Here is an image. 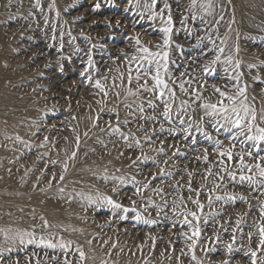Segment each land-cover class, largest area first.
I'll list each match as a JSON object with an SVG mask.
<instances>
[{
    "label": "rangeland",
    "instance_id": "obj_1",
    "mask_svg": "<svg viewBox=\"0 0 264 264\" xmlns=\"http://www.w3.org/2000/svg\"><path fill=\"white\" fill-rule=\"evenodd\" d=\"M97 2L101 5L99 9L95 8ZM189 2L179 0L178 7L177 0H169L175 23L170 60H175L176 65L180 66L177 69L170 64L172 73L178 77L180 72L187 71L185 79L204 78L208 84L223 88L227 83L231 87L233 81L228 77L235 75V72L232 66L222 62L224 56L221 62L212 66L215 68L213 75L205 76L203 70V66L215 57V52L210 51L213 45L209 36L220 46V38L227 33L228 46L224 55L231 53L235 59L242 61L239 69L243 73L241 84L249 85V102L254 103L259 111L264 107V83L254 81L253 77L259 75L264 78V66H261V61H264V41L261 40L264 37V0H231L230 3L229 0H216L214 16H205L208 25L201 24L199 17L196 21L189 18L184 27L190 31V35L181 30L180 24L182 15H188L186 7ZM35 3L36 0H11V6H8L9 0H0V228H10L15 232L35 227L38 236L56 233L65 240L74 241V245L82 246L86 254L83 264H177L176 256L185 247V242L180 238L179 227L168 230L170 221L164 220L163 214L159 217L162 223L152 227L132 220V213H129L128 220L120 221L111 215L110 209L89 204L88 200L78 195H111L125 206L131 205V201L125 199V196H129L137 200L136 207L142 210L141 197L133 194L132 184L124 185L117 196L112 193V188L119 185L114 184L111 177L125 176L130 179L135 176L137 180H144L151 173H158L159 168H165L174 176L153 181L143 193V198L144 203L150 197L156 204H162L160 197L152 192V188L159 186L165 194H169L165 195V199L171 205L176 193L170 185L178 180L182 183L187 180L185 166L188 171L203 173L207 165L195 159L202 154L203 148L209 150V162L217 159L211 155L210 143L200 133L193 131L198 141L195 146L197 151L192 150L190 142H183L182 136H175L181 128L175 114L172 124L159 116L156 122L137 120L127 126L123 124L125 119H133L124 105L133 104L132 111H135V105L140 101L125 95L127 64L122 52L135 54V40L132 37L137 35L149 46L161 40V34L156 30L162 26L160 21L153 23L147 19L144 4L150 3V0H139V6L137 0H132L131 4L128 0H54L51 9L49 5L53 4V0H40L43 11L36 8ZM161 7L163 5L158 4L157 10ZM141 13L144 14L143 19ZM221 15L224 19L216 25L215 20ZM117 21L120 22L119 26ZM108 23L111 27L106 26ZM217 28L218 31H215ZM61 34L62 51L59 50ZM54 35L55 40L52 39ZM197 37L202 40L198 41ZM236 44L240 47L238 54L234 50ZM89 49L95 64V69L90 70L93 81L107 76L108 80L102 82L112 89L113 77H117L119 72L125 73V86L109 91L105 112H101L102 105L97 103L103 99V94H97L98 89L80 75L86 66ZM250 64L257 67L249 68ZM136 66L132 64L133 69ZM120 83L119 79L115 80V84ZM149 84H152L150 79ZM132 87L135 88V83ZM114 92L120 93L119 98ZM204 95L213 102L218 96L211 90ZM147 96V93L142 94V98ZM177 96V104L180 99H187L178 89ZM253 96L255 101H252ZM112 108L119 112L121 131L134 133V139L140 140V147L135 146L133 138L126 142L118 134H110L107 121L116 124L115 113L111 116L107 114V109ZM144 114L151 115L152 110L146 108ZM201 114L202 110L197 107L194 118L199 119ZM97 116L99 120H96ZM141 125L148 129L147 133L140 130ZM202 126L214 137L218 136L225 147L229 146L226 132L221 130L216 133L207 119ZM153 128L157 135L152 134ZM169 129L175 130L173 135H169ZM146 135L151 137L150 142L145 140ZM45 136L48 137L47 142L44 141ZM77 136L80 139L78 150ZM161 141L164 143L161 144ZM129 143L133 144L131 149L127 146ZM173 144L185 155L173 157ZM160 148L164 149L166 155L157 151ZM73 151L77 153L75 159L68 160ZM236 151H239V145ZM141 153L151 159L144 161L141 157V160L133 163ZM52 161L56 163L53 165ZM65 161L69 168L63 173L65 179L60 181L58 177L63 172ZM53 173L57 176L55 180L52 179ZM105 176L109 177L107 181L103 178ZM49 181L51 187L48 186ZM202 183V175L194 176L193 188H199ZM224 184L228 185L226 189ZM208 187L211 188V184ZM60 188L64 191L61 192ZM181 191L188 195L186 190ZM225 191L246 196L252 210L249 213V204L239 199L217 202L214 210L222 212L219 217L221 223L229 221L234 227L235 221L241 217L249 224L253 220L260 222L258 203L253 199L257 195L255 192L246 185L233 184L228 179H225L216 195H223ZM207 196L206 190L200 196L205 204V213L213 210L207 208ZM259 199L264 200V196ZM188 208L196 210L191 203ZM166 211L171 217L170 209ZM149 213L151 218H156L155 208L150 207L145 216ZM41 216L55 227L42 230ZM183 231H187V228ZM248 231L252 229L245 227L244 232ZM230 232L231 227L229 233L221 230L225 242H231ZM207 235L212 236L211 229ZM152 237L156 238L155 249L152 247ZM236 237L234 247L239 248V231ZM256 239L253 238L254 241ZM168 241H172L175 251L169 248ZM242 243L247 246V236L243 237ZM33 251H37L42 260L43 250L34 249L32 245L6 242L4 235L0 234V254L3 256L0 264H36V258L31 256ZM242 251L234 253L232 264H250ZM48 253L49 256L61 255L59 251L48 250ZM197 255L203 256V253L197 250ZM225 258L222 254L212 256L213 260ZM77 259L78 255L72 257L73 264ZM181 264H190V257L181 256ZM205 264H208L207 260Z\"/></svg>",
    "mask_w": 264,
    "mask_h": 264
},
{
    "label": "snow or ice",
    "instance_id": "obj_2",
    "mask_svg": "<svg viewBox=\"0 0 264 264\" xmlns=\"http://www.w3.org/2000/svg\"><path fill=\"white\" fill-rule=\"evenodd\" d=\"M132 0H128L131 4ZM231 0H229V3ZM162 4L163 7L157 10V5ZM11 6V0L9 5ZM43 11L40 0H36L34 5ZM137 6H139V0H137ZM177 6L179 7V0H177ZM54 7L53 4L49 5V8ZM100 3L95 4V8L99 9ZM144 8L147 10V19L155 23L159 20L161 27L156 29L161 34L160 42L153 43L151 46L145 44L139 37V35L132 37L135 40V54L129 55L123 53L124 60L127 64V82L125 86V73L119 72L117 77H113L112 89L125 86L126 97L131 96L138 99L140 102L135 105V111H132L133 104L126 103L124 106L130 110L129 115L133 117L132 120L125 119L123 121L124 126L129 123H136L137 120H142L145 123L156 122L159 117H162L164 121L169 124L173 123V116L175 114L176 120L181 125L179 133H175V136H182V140L185 143L190 142L193 146V151H197L195 147L198 144L196 137L193 135V131L200 133L206 141H208L212 147L211 155L217 157L214 162H209V150L203 148L202 154L195 157L197 161H202L207 165V168L203 173L188 171L185 166V175L187 180L185 182L175 181L170 187L176 193L171 205L168 204L165 199L163 189L159 186L152 188V192L159 196L162 204H156L150 197L147 202L144 203L143 193L149 189L153 181L162 180L165 178H172L174 173L167 171L165 168H159L158 173H151L150 176L145 177L144 180H137L135 176L130 179L125 176H112L111 180L114 184H118L119 187H113L112 193L119 196L121 194L122 187L129 183L134 188V195L141 197L142 210L136 207L137 200L131 199L129 196H125V199L131 201L130 206H125L120 200L113 199V196L106 194H97L96 196L85 195L79 193L82 199L88 200L89 204L98 205L111 210V215L116 217L120 221H126L129 219V213H132L131 219L143 223L147 226H158L162 223L159 219L163 214L164 220L170 221L169 231L173 228L179 227L181 229L180 238L185 242V247L180 249L179 255L176 256L177 264H181V256L190 257V264H205V260L208 264H232L235 259L234 253L242 251L244 257L250 260V264H264V200H260L259 197L264 196V107H261L259 111L255 107V104L249 102L247 83L241 84V77L243 73L239 71L242 61L235 59L230 53L225 54L227 48L228 36L227 33L223 38H220V46L216 45L215 40H209L213 45L210 51L215 52L213 60L209 61L208 65L203 66L205 76L213 75L215 68L213 65L221 62V57L224 56L223 63L225 65L232 66L235 75L228 77L230 81H233L231 87L226 83L223 88L215 84H208L204 78L192 77L185 79L188 76L187 71L180 72L179 76H175L171 69L170 64L175 65L179 69V65H176L175 60H170V51L173 47V32L175 23L172 15V4L169 0H150V3H145ZM216 8V0H190L186 7L188 12L187 16L182 15L180 20L181 30L190 31L184 27L189 18L192 21H196L199 17L201 24L208 25L209 21L205 19V16L213 17ZM128 11V9H125ZM203 13V15H201ZM60 15L59 12L56 13ZM141 18H144V14L141 13ZM224 17L221 15L219 19L215 20V24L219 25ZM119 26L120 22H116ZM107 27H111L108 23ZM230 27V26H229ZM55 31V29H53ZM218 31V28L215 29ZM61 34V42L59 50H63V39ZM56 39L55 35L52 37ZM198 41L202 38L197 37ZM264 41V37H261ZM93 47H95L93 45ZM179 48V45H176ZM155 49V50H153ZM235 53L240 52L239 44L234 46ZM137 66L133 69L132 64ZM261 66H264V61H261ZM249 68L257 67V65L250 64ZM95 69V64L89 49L86 66L80 73L81 76H85L91 86L98 89V93L103 94V99L98 100L97 103L102 105L101 112H105V105L107 104V98L109 96L108 86L102 81H107L108 77L104 76L101 79L93 81L92 72L90 70ZM227 71V69H225ZM135 73V75L133 74ZM120 80V85L115 84V80ZM149 79L152 84H149ZM143 80V83H141ZM254 81L264 83V78L257 75L253 77ZM135 83V88L132 85ZM177 89L179 92L187 97V99H180L179 104L177 100ZM211 90L213 94H218L217 99L213 102L209 97H206L204 93ZM147 93L146 98H142V94ZM114 95L119 98L120 93L114 92ZM252 101H255V96L252 97ZM135 103V102H134ZM197 107L202 110V114L199 115V119L194 118ZM147 109L152 110L151 115H145ZM162 109V110H161ZM191 110V111H190ZM115 113L116 124L113 125L112 121H107L110 134L121 136L126 142L130 139H134V133L129 131L125 134L121 131L119 112L115 109H107V114L111 116ZM187 117V120L185 119ZM100 117L97 116L96 120ZM211 124V127L216 133H220L221 130L228 134L229 146L225 147L224 142L217 137H214L210 132L202 126L205 120ZM95 127V122L93 123ZM161 132L164 131L163 123L160 124ZM104 131L103 128L100 129ZM140 130L147 133L148 129L143 125L140 126ZM175 130L169 129V135H173ZM35 134V133H34ZM152 134L157 135L155 128L152 129ZM87 135V133H85ZM17 139H20L17 137ZM145 140L151 141L150 136H145ZM44 141H48V137H44ZM80 139L76 138V149H79ZM136 147H140V140L134 139ZM164 141H161L163 144ZM237 145H239V151H236ZM43 146V144L41 145ZM130 149L133 144L127 145ZM171 147L174 149L172 152L173 157L184 156L185 153L180 151V148L173 144ZM161 154L164 153V149L160 148ZM76 151H73L68 157V160H74L76 157ZM123 155V153H121ZM144 161L151 159L150 157L141 153V156H137L133 163L137 160ZM247 157V159H246ZM56 161H52L54 165ZM168 163L167 160L164 161ZM63 172L59 175V180L65 179L64 172L68 171L69 164L65 161L62 165ZM157 167H159L157 165ZM203 176V181L199 188H193L194 176ZM106 181L108 176L103 177ZM52 179H57L55 173L52 175ZM225 179H228L231 183L244 186L255 192L257 195L253 199L257 200L260 222L253 220L251 224L247 223L243 217L235 221V226L232 227L229 221L221 223L219 217L222 215L221 211L214 210V205L220 201H235L239 199L241 202L249 204V213L252 210V206L246 196H238L236 193L225 191L223 195H216V191L221 188ZM183 180V177H181ZM211 184V188L208 185ZM49 187L52 186L49 181ZM226 189L228 185L224 184ZM186 190L187 196L181 191ZM61 192L63 188L59 189ZM208 192L207 196V208L213 209L212 211L205 213V204L201 201L200 196L204 191ZM191 203L195 206L196 210L188 208V204ZM155 208L156 218H151V214L146 217L145 213L149 212V208ZM170 209L172 216L169 217L168 211ZM246 213L245 215H247ZM182 218V219H181ZM41 229L46 230L54 225L50 224L43 216L40 217ZM187 231H183L184 228ZM231 227L230 237L231 242H225L221 230L224 233H229ZM250 228L252 231L244 232V228ZM212 230V236L207 235L208 230ZM239 231L241 236V246L239 248L234 247L237 243L236 233ZM0 234L4 235L5 241H11L12 243H19L20 245H32L34 249L43 250L44 256L42 260L39 258V253L33 251L31 256L36 258V264H73L72 257H77L76 264H83L86 259V254L80 245H74V241L65 240L62 236H58L56 233L48 232L46 235H37L35 227L32 230H17L13 232L10 228H0ZM175 235V233H173ZM247 236L248 244L243 245V237ZM257 239L254 241L253 238ZM91 244V241H88ZM107 243V242H106ZM255 243V247H253ZM169 248L175 251V247L172 241H168ZM116 247L115 244L112 245ZM156 238L152 237V247L155 249ZM185 248L187 251H185ZM48 250L53 252L59 251L60 256H49ZM197 250L203 253V256L197 255ZM222 254L226 258L223 260H213L212 256ZM163 255V252L161 253ZM171 259V255L168 257ZM0 260H3L2 254H0ZM18 264V262H16ZM106 264V262H102Z\"/></svg>",
    "mask_w": 264,
    "mask_h": 264
},
{
    "label": "bare ground",
    "instance_id": "obj_3",
    "mask_svg": "<svg viewBox=\"0 0 264 264\" xmlns=\"http://www.w3.org/2000/svg\"><path fill=\"white\" fill-rule=\"evenodd\" d=\"M191 53H193V52H191ZM202 61V60H201ZM200 73V72H199ZM175 139V138H174ZM162 140V139H161ZM178 144V143H177ZM168 146V145H167ZM201 155V154H200ZM186 160V159H185ZM191 160V159H190ZM171 161V160H170ZM188 166V165H187ZM199 181V180H198ZM232 218V217H231ZM223 221V220H222Z\"/></svg>",
    "mask_w": 264,
    "mask_h": 264
}]
</instances>
